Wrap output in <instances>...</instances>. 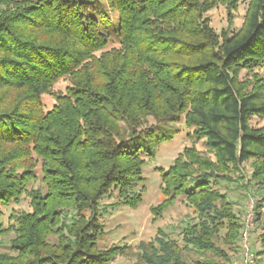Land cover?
<instances>
[{
    "label": "trees",
    "instance_id": "obj_1",
    "mask_svg": "<svg viewBox=\"0 0 264 264\" xmlns=\"http://www.w3.org/2000/svg\"><path fill=\"white\" fill-rule=\"evenodd\" d=\"M217 4L237 0H0V217L22 195L31 208L11 211L9 227L0 219V234L14 235L0 264L130 254L133 264H234L240 216L219 185L240 181L258 195L259 221L264 124L251 119L264 118V0H248L241 25L220 33L208 16ZM61 79L69 83L46 108L42 96ZM178 122L214 160L185 147L160 171L164 198L151 211L181 198L193 219L178 238L158 229L136 248H100L103 214L142 200L141 167L156 155L144 139L157 128L155 141L169 140ZM38 161L40 185L28 188ZM258 236L253 264H264Z\"/></svg>",
    "mask_w": 264,
    "mask_h": 264
},
{
    "label": "rangeland",
    "instance_id": "obj_2",
    "mask_svg": "<svg viewBox=\"0 0 264 264\" xmlns=\"http://www.w3.org/2000/svg\"><path fill=\"white\" fill-rule=\"evenodd\" d=\"M247 2L248 0H237L235 9H231L223 4H217L209 10L208 16L213 29L217 33H220L221 30L228 27L238 28L243 21ZM110 14L112 18H114L116 13L110 12ZM241 75H244V71H242ZM68 83V79H61L52 86L50 93L42 96V101L46 108H50L53 105L55 93L63 92ZM251 123L254 125H262L264 124V118L253 117ZM172 128H176L177 132L173 138L169 140L157 143L155 141L159 132L157 128H155L153 138L147 137L144 139L154 144L156 147V155L154 158L146 159L141 167L142 176L144 177L143 184L145 187L142 200L135 207L119 205L108 209V211L103 214L101 220L104 224V233L97 240V244L100 248H107L113 244H127L136 248V245L141 241L146 242L153 240L158 229L163 230L172 238H178V232L181 226H183L185 222L193 219L195 215L193 208L183 202L181 198L176 199L161 216L154 217L151 211V208L160 203L164 198L160 190V171L167 169L185 147L193 146L201 154L214 160L213 154L207 150L203 139L190 137L188 135L190 128L186 127L183 122L175 123ZM123 139H127L126 135H123ZM244 166V172L248 175L251 170L250 165L247 162ZM36 173L38 180L30 183L28 188H36L40 185L39 177L41 173L39 161L36 163ZM219 188L226 194L228 200L232 202L233 208L239 216L243 214L250 196H255L257 200L259 199V196L252 194L251 190L250 192L249 190H245L244 184L240 181L232 183L224 182L219 185ZM112 201L111 198H104L102 203H110ZM30 209L29 198L26 195H22L18 203L11 204L8 208H2L4 213L0 219L5 227H9L11 225L9 219L11 211H29ZM260 213L259 221L254 224L256 226L255 231H252L250 236V242L253 247L252 251L256 259L258 255L255 254V252L260 249V239L258 235L260 232H264L262 229L264 225V206L261 208ZM13 236V233L0 234V253L8 251L9 243ZM224 248L226 247L224 246ZM238 255L239 252L232 255L233 263L235 262L238 264ZM197 256V254H192V258L194 259L197 258ZM135 257V254L127 256L120 255L109 264H133Z\"/></svg>",
    "mask_w": 264,
    "mask_h": 264
},
{
    "label": "built area",
    "instance_id": "obj_3",
    "mask_svg": "<svg viewBox=\"0 0 264 264\" xmlns=\"http://www.w3.org/2000/svg\"><path fill=\"white\" fill-rule=\"evenodd\" d=\"M256 201L257 198L255 196H250L246 208L240 216L241 232L239 239V255L237 259L238 264H253L254 262L250 236L255 224L254 207ZM234 264L236 263L234 262Z\"/></svg>",
    "mask_w": 264,
    "mask_h": 264
}]
</instances>
